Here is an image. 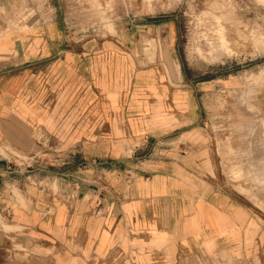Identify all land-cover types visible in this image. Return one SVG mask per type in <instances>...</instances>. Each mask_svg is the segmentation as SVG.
Returning <instances> with one entry per match:
<instances>
[{
  "label": "crops",
  "instance_id": "1",
  "mask_svg": "<svg viewBox=\"0 0 264 264\" xmlns=\"http://www.w3.org/2000/svg\"><path fill=\"white\" fill-rule=\"evenodd\" d=\"M59 1L0 0V264L263 257L264 218L203 169L196 91L68 39Z\"/></svg>",
  "mask_w": 264,
  "mask_h": 264
},
{
  "label": "rangeland",
  "instance_id": "2",
  "mask_svg": "<svg viewBox=\"0 0 264 264\" xmlns=\"http://www.w3.org/2000/svg\"><path fill=\"white\" fill-rule=\"evenodd\" d=\"M59 2L68 39L123 40L136 69L196 91L203 169L237 204L264 218V0ZM55 147L80 152L78 145ZM221 253L228 264H264V255L240 262Z\"/></svg>",
  "mask_w": 264,
  "mask_h": 264
}]
</instances>
